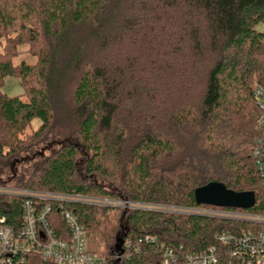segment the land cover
<instances>
[{
	"label": "trees",
	"instance_id": "16d2710c",
	"mask_svg": "<svg viewBox=\"0 0 264 264\" xmlns=\"http://www.w3.org/2000/svg\"><path fill=\"white\" fill-rule=\"evenodd\" d=\"M259 23L264 0H0V184L206 207L193 191L217 181L253 191L246 210L264 214L254 155L264 149L254 94L264 87ZM22 45L34 63H13ZM6 77L23 93L2 92ZM19 205L0 198L7 223L18 225ZM63 206L86 238L99 237L105 264H160L162 247L199 254L212 245L217 264H231L215 235L249 226ZM49 221L57 234L66 230L56 204Z\"/></svg>",
	"mask_w": 264,
	"mask_h": 264
},
{
	"label": "built area",
	"instance_id": "2783aa9c",
	"mask_svg": "<svg viewBox=\"0 0 264 264\" xmlns=\"http://www.w3.org/2000/svg\"><path fill=\"white\" fill-rule=\"evenodd\" d=\"M254 94L261 112L257 127L264 129V87H255ZM263 154V148L254 150L258 175L264 185ZM1 197L20 199V220L18 225L9 224L5 216L0 215V264H37L38 258L43 261L42 264H105L103 256L87 249L86 231L76 216L63 206L65 203L139 208L245 221L249 224L245 230L238 234L222 231L215 235V240L226 247L231 264H264V214L246 209L216 206L177 207L0 184ZM53 204L58 206L66 224V230L58 234L49 221ZM145 240L150 239L145 236ZM218 253L215 245L199 254H180L172 248L162 247L160 264H217Z\"/></svg>",
	"mask_w": 264,
	"mask_h": 264
},
{
	"label": "water",
	"instance_id": "95a60500",
	"mask_svg": "<svg viewBox=\"0 0 264 264\" xmlns=\"http://www.w3.org/2000/svg\"><path fill=\"white\" fill-rule=\"evenodd\" d=\"M195 203L216 207L249 209L255 204L253 191H233L221 182L211 181L193 191ZM122 242H120L121 245Z\"/></svg>",
	"mask_w": 264,
	"mask_h": 264
},
{
	"label": "rangeland",
	"instance_id": "374dc122",
	"mask_svg": "<svg viewBox=\"0 0 264 264\" xmlns=\"http://www.w3.org/2000/svg\"><path fill=\"white\" fill-rule=\"evenodd\" d=\"M257 30H264V25L262 23H259L256 26ZM27 46L22 45L19 47V54L13 58V63H19L21 61H24L28 64H32L35 62V57H33L28 51H27ZM2 92L9 94V95H20L23 93V89L19 82L12 78V77H6L4 79V84L2 86ZM39 121L37 119L33 120L32 126L35 127L37 126ZM115 200H119L120 198H114ZM87 249L95 254L100 255L101 254V242L99 237L95 234L92 233L89 235L87 238Z\"/></svg>",
	"mask_w": 264,
	"mask_h": 264
}]
</instances>
